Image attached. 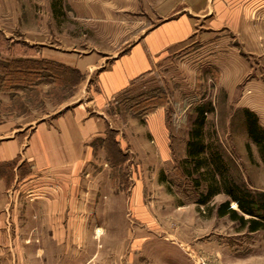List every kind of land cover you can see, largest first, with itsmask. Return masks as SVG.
<instances>
[{"label":"rangeland","instance_id":"rangeland-1","mask_svg":"<svg viewBox=\"0 0 264 264\" xmlns=\"http://www.w3.org/2000/svg\"><path fill=\"white\" fill-rule=\"evenodd\" d=\"M159 28L179 33L155 54L150 70L109 99L102 113L107 128L92 141V176L101 172L102 187L93 190L91 248H111L110 256L122 250L127 264H264L263 230L249 231L217 213L229 199L227 186L264 192V152L248 137L245 114L253 112L264 128V0H0V113L7 111L1 92H19L12 99L16 109L35 117L87 98L81 92L86 74L52 55L92 57L100 63L92 83L111 60ZM22 55L44 60L42 80L32 88L10 89L9 81L2 87V65L14 67ZM47 60L70 71L54 67L62 78L52 80ZM153 94L150 105H159L152 112H131L138 98ZM197 105L207 112L201 166L194 168L187 143ZM157 112L158 128L152 126ZM12 168H4L7 175ZM133 183L139 199L131 205ZM210 184L217 192L200 203Z\"/></svg>","mask_w":264,"mask_h":264},{"label":"crops","instance_id":"crops-1","mask_svg":"<svg viewBox=\"0 0 264 264\" xmlns=\"http://www.w3.org/2000/svg\"><path fill=\"white\" fill-rule=\"evenodd\" d=\"M177 35L175 30H153L98 71L92 83L90 74L100 66L92 57L52 55L50 59L86 74L81 92L90 94L64 103L55 112L35 117L28 108L17 110L11 94L1 92L7 111L0 113V163L10 162L13 168L0 177V264H127L122 250L110 256L111 248H91L93 190L102 187L101 172L92 176V141L107 128L102 113L109 99L150 70L155 54ZM160 118L157 112L153 127L158 128ZM158 135L163 142V135ZM105 183L110 188L109 181ZM141 185L136 183L135 195ZM104 198L113 202L117 197ZM138 199L133 183L130 204Z\"/></svg>","mask_w":264,"mask_h":264},{"label":"trees","instance_id":"trees-1","mask_svg":"<svg viewBox=\"0 0 264 264\" xmlns=\"http://www.w3.org/2000/svg\"><path fill=\"white\" fill-rule=\"evenodd\" d=\"M27 57L28 56L22 55L20 58H15V60H13V62H15L14 67H11L10 62L2 65V87L5 86V82L9 81L12 83L8 87L10 89L14 87L32 88L37 81L39 82L42 80V70L44 69L42 68V62L44 60L30 59L32 57ZM19 63L22 64V66H19ZM46 63H50V65H52V67H50L51 70L47 69L46 65L44 66L46 70H49V78L52 80L59 81L62 78L60 72L56 73L52 70V68H67L64 70L70 71L69 67H65L58 62L50 60ZM25 81L29 82V84H23ZM9 93L11 94L12 98L17 95V92ZM155 94L146 96L141 100L138 98L135 103L137 108L134 109V103H132L130 107V109H132L131 112L139 116L152 112L159 105L157 102H153L152 105H150V102L157 99ZM195 110L197 113L196 123L192 129L191 138L187 143V155L190 160H193V167L197 168L198 166H201L200 154L203 148L199 133L202 125L204 124L207 110L204 105H197ZM245 114L248 137L262 150V152H264V128L259 124L258 119L253 112L250 110H245ZM117 151H120V149L118 148ZM107 162L111 164L109 155L107 156ZM10 165V162L0 163V177L7 175L4 168ZM227 187L228 188L225 192L228 194L229 199L223 201L217 206L218 215H228L230 218L238 221L242 227H246L249 231L261 229L264 232V192H254L249 190L247 187L240 188V186L236 184L235 186L230 185ZM216 192L217 188L215 185L210 184L206 192L201 194L199 202L206 203L209 197ZM232 202L235 203L236 208L232 206Z\"/></svg>","mask_w":264,"mask_h":264},{"label":"bare ground","instance_id":"bare-ground-1","mask_svg":"<svg viewBox=\"0 0 264 264\" xmlns=\"http://www.w3.org/2000/svg\"><path fill=\"white\" fill-rule=\"evenodd\" d=\"M98 229H100V228H98Z\"/></svg>","mask_w":264,"mask_h":264}]
</instances>
